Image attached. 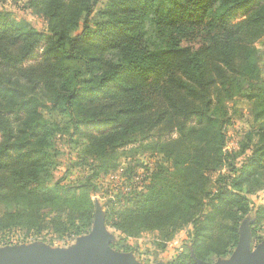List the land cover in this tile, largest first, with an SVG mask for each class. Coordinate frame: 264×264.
<instances>
[{
	"label": "trees",
	"instance_id": "trees-1",
	"mask_svg": "<svg viewBox=\"0 0 264 264\" xmlns=\"http://www.w3.org/2000/svg\"><path fill=\"white\" fill-rule=\"evenodd\" d=\"M97 2L27 0L45 31L0 7V233L90 230L97 187L53 181L59 138L73 166L96 162L105 174L139 144L169 167L157 162L141 191L109 204L113 228L168 240L191 227L196 259L227 257L246 194L264 184V0H108L95 20ZM237 100L252 119L231 153L227 103ZM168 264L196 263L186 251Z\"/></svg>",
	"mask_w": 264,
	"mask_h": 264
},
{
	"label": "rangeland",
	"instance_id": "rangeland-1",
	"mask_svg": "<svg viewBox=\"0 0 264 264\" xmlns=\"http://www.w3.org/2000/svg\"><path fill=\"white\" fill-rule=\"evenodd\" d=\"M107 1L98 0L94 11L95 20L98 18V13L105 8ZM26 2L27 0H6L0 4V7L3 10L12 12L15 20L26 19L38 29L45 31V22L27 9ZM255 49L259 56L260 75L261 78H264V38L255 44ZM227 108L229 123L225 129V149L231 153H238L243 134L252 119V104L244 100H237L236 103L228 102ZM56 144L62 154L57 156L52 163L53 181L59 180L62 184L70 186L90 180V183L97 187V190L91 194V200H93L95 205V213H99L103 220L105 233L110 237L109 248L111 253L119 256H129L135 264H168L175 262L179 255L186 251L187 253L189 252L191 258L194 256L189 239L191 227L175 232L168 240H164L156 231H145L135 237H126L116 230L115 227L113 228V219L107 220L106 211L109 208V204L118 203V199L130 191H141L149 180L150 172L155 171L157 162L162 163L164 168L169 167L161 156H150V153L148 154V152L143 150L139 144H134L123 149L124 151L120 154L117 161V170H110L105 174L102 170H95V167L98 166L96 162H90L84 167L73 166L78 156L74 153H69L63 139L59 138ZM244 157V155L240 156L235 163L239 164ZM222 173L228 174L225 170ZM216 176L217 173L211 174L212 181L216 179ZM246 197L250 202V210L241 222L239 237L240 234L249 235V248L254 251L258 246L264 245V214L261 215V222L256 226L254 235L252 233L254 229L253 222L257 218V211L264 207V184L258 191L246 194ZM0 208L3 207L0 206ZM93 223L86 234L76 238L60 239L48 231L40 233H35L34 231L31 233H25L24 231L2 232L0 233V250L12 247L35 246L45 247L52 252L69 254L78 249L80 238L90 235ZM231 254L224 258H218L212 263L220 260L226 261Z\"/></svg>",
	"mask_w": 264,
	"mask_h": 264
},
{
	"label": "water",
	"instance_id": "water-1",
	"mask_svg": "<svg viewBox=\"0 0 264 264\" xmlns=\"http://www.w3.org/2000/svg\"><path fill=\"white\" fill-rule=\"evenodd\" d=\"M110 237L105 233L103 220L95 213L93 229L80 238L78 249L69 254L52 252L45 247H12L0 250V264H135L129 256L111 253ZM250 236L240 234L238 243L228 260L203 262L192 256L196 264H264V245L254 251L249 248Z\"/></svg>",
	"mask_w": 264,
	"mask_h": 264
}]
</instances>
